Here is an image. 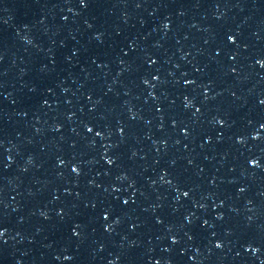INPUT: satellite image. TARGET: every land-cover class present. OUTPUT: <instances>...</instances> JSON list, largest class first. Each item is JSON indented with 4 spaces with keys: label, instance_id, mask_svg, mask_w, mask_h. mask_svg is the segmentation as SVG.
I'll use <instances>...</instances> for the list:
<instances>
[{
    "label": "water",
    "instance_id": "1",
    "mask_svg": "<svg viewBox=\"0 0 264 264\" xmlns=\"http://www.w3.org/2000/svg\"><path fill=\"white\" fill-rule=\"evenodd\" d=\"M1 264H264V0H0Z\"/></svg>",
    "mask_w": 264,
    "mask_h": 264
}]
</instances>
